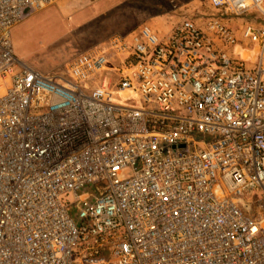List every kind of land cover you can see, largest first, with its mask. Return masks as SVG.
<instances>
[{"label":"built area","instance_id":"1","mask_svg":"<svg viewBox=\"0 0 264 264\" xmlns=\"http://www.w3.org/2000/svg\"><path fill=\"white\" fill-rule=\"evenodd\" d=\"M58 1L0 0V264H264L263 53L249 66L225 23L187 19L41 73L11 28ZM242 36L264 50V29Z\"/></svg>","mask_w":264,"mask_h":264},{"label":"rangeland","instance_id":"2","mask_svg":"<svg viewBox=\"0 0 264 264\" xmlns=\"http://www.w3.org/2000/svg\"><path fill=\"white\" fill-rule=\"evenodd\" d=\"M83 12L91 13L89 23L72 28L78 19L76 15ZM187 19L201 28L209 19L225 23L239 44L230 52L248 59L249 66L259 53L264 56L261 48L242 36L247 25L264 29V6L234 15L225 9H215L210 0H60L16 26L11 39L18 57L45 72H59L76 54L115 35L129 34L143 25L163 35ZM85 34L92 35L88 43L83 40ZM111 62L114 66H123L119 61ZM117 101L127 104L119 97ZM87 190H94V185ZM243 196L253 202L259 199L257 191ZM72 198L69 194L63 200L70 204ZM243 212L250 218L256 216L255 210L243 208Z\"/></svg>","mask_w":264,"mask_h":264},{"label":"crops","instance_id":"3","mask_svg":"<svg viewBox=\"0 0 264 264\" xmlns=\"http://www.w3.org/2000/svg\"><path fill=\"white\" fill-rule=\"evenodd\" d=\"M90 14L91 13H89V14H84V12L83 13H80V14H78V15H76L77 17H78V19H77V21H76V23L75 24H72V28L74 27H81L82 25H84V24H86V23H89L88 21L90 20L88 17L90 16ZM75 22V21H74ZM130 29V28H129ZM92 37V35H83V40L85 41V42H87L88 43V41H90V38Z\"/></svg>","mask_w":264,"mask_h":264},{"label":"bare ground","instance_id":"4","mask_svg":"<svg viewBox=\"0 0 264 264\" xmlns=\"http://www.w3.org/2000/svg\"><path fill=\"white\" fill-rule=\"evenodd\" d=\"M54 5V4H53ZM52 6V5H51ZM46 8H48V7H45V8H43V9H39V10H36L35 12H33L30 16H27L26 18H22L20 21H18V22H16L13 26H12V28H11V36H12V32H13V30H14V28L16 27V26H18L19 24H21V23H23L25 20H27L28 18H30V17H32L33 15H35V14H37V13H39V12H41V11H43L44 9H46ZM11 42H12V45H13V48H14V44H13V41H12V39H11ZM257 46V45H256ZM14 51H15V48H14ZM264 51V50H263ZM16 53V52H15ZM23 60V59H22ZM34 67V66H33ZM34 68H36V69H38V71H40L41 73H51V72H45V71H43V70H41V69H39V68H37V67H34ZM263 229H264V223H263Z\"/></svg>","mask_w":264,"mask_h":264},{"label":"trees","instance_id":"5","mask_svg":"<svg viewBox=\"0 0 264 264\" xmlns=\"http://www.w3.org/2000/svg\"><path fill=\"white\" fill-rule=\"evenodd\" d=\"M80 53H81V52H80ZM78 54H79V53H78ZM76 55H77V54H76ZM76 55H75V56H76Z\"/></svg>","mask_w":264,"mask_h":264}]
</instances>
